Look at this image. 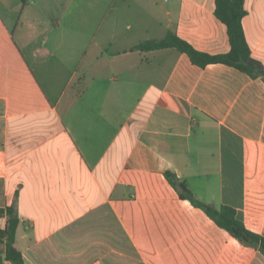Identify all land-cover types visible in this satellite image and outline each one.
<instances>
[{
  "label": "crops",
  "instance_id": "obj_1",
  "mask_svg": "<svg viewBox=\"0 0 264 264\" xmlns=\"http://www.w3.org/2000/svg\"><path fill=\"white\" fill-rule=\"evenodd\" d=\"M215 0H0V210L25 264H264L199 205L264 237V77L229 51ZM242 28L264 70V0ZM171 175L175 186L166 179ZM7 218L0 216V230ZM0 264L5 260L0 244Z\"/></svg>",
  "mask_w": 264,
  "mask_h": 264
},
{
  "label": "trees",
  "instance_id": "obj_2",
  "mask_svg": "<svg viewBox=\"0 0 264 264\" xmlns=\"http://www.w3.org/2000/svg\"><path fill=\"white\" fill-rule=\"evenodd\" d=\"M215 15L226 27L230 49L221 55H208L196 51L185 41L177 38L174 34L168 33L160 41L145 42L134 49L139 51H155L164 49H175L187 55L192 64L204 68L209 64H224L233 67L250 77H264V70L261 64L253 59L250 48L245 39L242 28L243 0H215ZM166 179L172 186H175L173 178L165 174ZM178 187L182 194L180 198L199 205L205 214L220 228L231 235L232 238L245 245L258 246L264 255V237L250 232L236 217L235 211L227 206L218 208L209 205H200L192 197L190 191L183 183ZM0 216L7 218L6 227L0 230V244L4 245L5 260L12 264H25L20 252L15 248V239L19 217L16 211V203L0 210Z\"/></svg>",
  "mask_w": 264,
  "mask_h": 264
}]
</instances>
